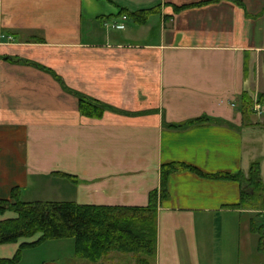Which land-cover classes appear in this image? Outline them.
<instances>
[{
  "label": "crops",
  "instance_id": "0c3cea01",
  "mask_svg": "<svg viewBox=\"0 0 264 264\" xmlns=\"http://www.w3.org/2000/svg\"><path fill=\"white\" fill-rule=\"evenodd\" d=\"M263 69L264 0H0V198L146 206L174 162L264 186ZM244 183L170 172L151 264H257Z\"/></svg>",
  "mask_w": 264,
  "mask_h": 264
},
{
  "label": "trees",
  "instance_id": "16d2710c",
  "mask_svg": "<svg viewBox=\"0 0 264 264\" xmlns=\"http://www.w3.org/2000/svg\"><path fill=\"white\" fill-rule=\"evenodd\" d=\"M257 101L264 108V92L258 94ZM253 105V96L244 91L241 98L242 111L245 114L252 112ZM80 108L84 114H90L91 108L98 109L85 100L81 101ZM181 169H191L207 177L244 179L240 204L261 190L264 192L259 160L251 163L245 178L240 173L207 174L181 162L163 164L160 192L152 191L146 206L90 205L72 201L24 202L19 198V188H14L8 198H0V214L5 210H14L16 213L13 217L0 219V243L15 242L20 237L36 233L39 236L34 241L21 242L20 248L12 257L0 258V264H16L21 258L23 247L36 245L47 239L63 238L74 239L75 255L92 261H99L109 251L116 250L144 254L137 264H151L147 257L153 256L156 249L157 198L168 196V174Z\"/></svg>",
  "mask_w": 264,
  "mask_h": 264
},
{
  "label": "rangeland",
  "instance_id": "374dc122",
  "mask_svg": "<svg viewBox=\"0 0 264 264\" xmlns=\"http://www.w3.org/2000/svg\"><path fill=\"white\" fill-rule=\"evenodd\" d=\"M256 100L254 99V103ZM260 177H261V163H260ZM256 195L262 198L263 203L261 206L264 207L263 190H261V192ZM158 198L157 201L159 202L160 200H163L164 198L167 197L162 196L161 198L159 199ZM250 198L251 197H249V199L247 200L244 199L242 204L248 205ZM261 213L263 214V219L258 218V221H260L259 226L257 227L258 244L256 243L255 246V250H257L256 248H258L259 253L257 250L254 256L257 264H259L258 259L260 263H262L264 257V209L261 211ZM15 215L16 213L14 210H5L3 213L0 214V219L13 217ZM156 233H157V220H156ZM38 235L39 233H36L32 236L20 237L15 242L0 243V258L13 256L20 248L21 242L35 240L38 237ZM74 246H75V242L74 239L72 238L47 239L36 245L23 247L21 250V258L16 264H137V262L139 261L138 259L144 256V254L137 252H122V251L111 250L107 254L103 255V257L99 261H92L87 258L76 256L74 252L75 251ZM260 253H262L263 255L262 258L260 256ZM147 258L150 261V256Z\"/></svg>",
  "mask_w": 264,
  "mask_h": 264
},
{
  "label": "built area",
  "instance_id": "2783aa9c",
  "mask_svg": "<svg viewBox=\"0 0 264 264\" xmlns=\"http://www.w3.org/2000/svg\"><path fill=\"white\" fill-rule=\"evenodd\" d=\"M253 108L256 109V110H260L261 109V105H260L259 102H257V100L255 101Z\"/></svg>",
  "mask_w": 264,
  "mask_h": 264
}]
</instances>
